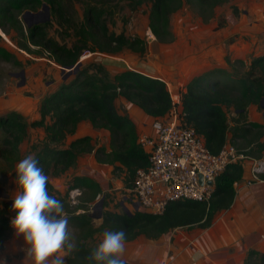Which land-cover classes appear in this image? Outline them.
I'll use <instances>...</instances> for the list:
<instances>
[{
	"label": "trees",
	"instance_id": "16d2710c",
	"mask_svg": "<svg viewBox=\"0 0 264 264\" xmlns=\"http://www.w3.org/2000/svg\"><path fill=\"white\" fill-rule=\"evenodd\" d=\"M130 1L149 4L151 34L157 42L169 43L172 40L169 17L180 8L182 0ZM184 1L195 8L203 20H207L215 8L229 0ZM42 4L47 5L57 18H62L60 0H0V30L7 33V27L19 35L24 42L19 44L23 51L29 52V45L40 48L60 67L78 63L83 48L92 53L104 54H114L123 49L138 54L145 51L143 41L138 38L108 33L101 22L102 14L95 7L90 8L86 15V27L77 29L83 39L71 47L48 38L43 24H33L25 29L20 19L22 13L35 12ZM7 54L0 48V55ZM118 98L136 106L152 120L165 117L174 107L166 84L159 78L135 70H124L109 76L108 71L99 65L81 67L72 80L60 85L42 101L38 120L27 123L14 111L0 116V133L5 134L0 149L1 158L7 159L17 152V146L25 138L28 128H42L45 138L34 157L49 179L59 177L73 168L79 155L93 153L97 163L112 167L113 175L123 173L124 188L130 189L137 171L147 168L148 154L138 142L134 123L117 112L115 101ZM263 99L264 55L253 59L240 77L223 69H211L191 78L177 108L180 109L182 124L193 128L203 138L211 154L217 155L224 145L230 144L244 155L261 158L264 162V142H261L264 125L246 120L247 108L250 105L259 106ZM225 109H231L236 116L231 129ZM81 122H88L95 130H106L108 149H95L88 136L75 139L65 147L66 137L73 135ZM242 178V164H230L215 179L214 191L208 203L173 202L160 215L136 210L126 215L104 210L98 226L94 225L89 210L102 193L100 185L89 178L75 176L61 194L48 179L49 194L63 203L64 215L68 219L64 262L95 264L89 260L95 248L89 246V242L97 235L103 236L106 230H123L125 242L138 237L157 240L175 229L195 227L205 230L211 226L217 213L231 207L235 198L234 185ZM258 178L264 181V172ZM73 189L80 191L76 205H71L68 195ZM105 206L103 201L102 207ZM14 216L11 205L5 203L0 209V245L11 230L9 217ZM252 260L256 264H264V252L249 250L243 264H249Z\"/></svg>",
	"mask_w": 264,
	"mask_h": 264
},
{
	"label": "rangeland",
	"instance_id": "374dc122",
	"mask_svg": "<svg viewBox=\"0 0 264 264\" xmlns=\"http://www.w3.org/2000/svg\"><path fill=\"white\" fill-rule=\"evenodd\" d=\"M43 5L45 4L35 12L22 13L20 19L24 28L32 26L37 21L45 26L48 38L67 47L83 39L78 35L77 29L86 27V15L93 7L101 12V22L108 33L114 35L122 33L130 39L142 40L145 46L143 54L133 53L128 49L114 54L92 53L83 48L78 62L83 68L91 65L102 66L108 71L109 76L132 69L158 77L166 84L176 110L181 94L191 78L211 69H223L240 77L253 59L264 55V0H229L215 8L213 15L207 20H203L195 8L182 0L180 8L169 17L172 40L166 44L157 42L150 32L148 3H136L130 0H60L62 18H57L47 5H45L48 8L46 14ZM26 13L27 16L24 17ZM6 32L0 30V48L8 53L0 55V116L14 111L30 123L39 119V107L42 101L54 93L60 85L72 80L74 74L63 80L65 72H61L60 66L56 65L45 51L31 45L29 52L23 51L19 48V44L24 43L23 39L7 27ZM21 71H23V82L13 77ZM115 107L118 112L126 113L122 98L116 99ZM257 111L263 113L260 108ZM225 112L231 129L236 116L231 109H225ZM105 131L98 129L95 136L90 137L95 149L99 147L108 149L109 137L107 141ZM71 136L66 137L64 146ZM4 137L5 134L0 133V149ZM44 138L42 128H28L25 138L17 146V152L7 159L0 156V194L7 195V198L0 197V209L5 203L14 200L19 191L15 177L16 165L27 155L34 156L42 147L40 143ZM92 155L93 153L78 156V162L69 169L68 174L66 173L62 181L63 190L59 193L63 194L66 191L75 175L87 172L88 161ZM91 171L93 180L102 185V193L95 199L94 204L102 200L106 204L102 207V211L123 213L126 209L132 214L133 210L128 207L125 200L128 193L123 184L124 174L118 172L113 175L112 171L107 172V170L92 169ZM63 177L61 175L50 178L52 187L58 186L61 189L60 179ZM92 208L89 210V215L95 217L97 212ZM12 218L9 217L10 223ZM92 219L95 225L100 220ZM196 231L198 232V228L195 227L175 229L161 236L157 242L178 243L184 236L191 237ZM9 232L8 236H10ZM102 238V235H97L89 242V246L96 247ZM23 252L21 251L20 256ZM172 254L173 251H170L169 255ZM56 255L64 261V251ZM47 264H54V257L49 258ZM249 264H256V261L252 260Z\"/></svg>",
	"mask_w": 264,
	"mask_h": 264
},
{
	"label": "crops",
	"instance_id": "0c3cea01",
	"mask_svg": "<svg viewBox=\"0 0 264 264\" xmlns=\"http://www.w3.org/2000/svg\"><path fill=\"white\" fill-rule=\"evenodd\" d=\"M148 76L155 77L153 75ZM123 102L126 113L117 112L120 115L127 116L134 123L138 138L143 134H150L152 132L150 129L152 119L136 106L124 100ZM258 108L260 107L250 105L247 108L246 120L247 122L264 125L263 113H259ZM104 133L107 134L108 141V132L105 131ZM95 134L96 130L88 122H81L74 134L67 140L68 143L65 147L75 139L85 136L93 138ZM228 138H230V134ZM261 142H264V136L261 138ZM253 159L263 161L261 158ZM89 166L90 168H88ZM242 166L243 178L234 185L235 198L231 207L219 212V216V213H217V217H214L209 228L205 230L198 229V232L196 231L191 237L184 236L179 240L180 243L173 242L169 244L164 243V241L157 242V240L138 237L131 242H125L122 259L129 264H243L249 250L264 252V181L260 180L247 185V182L251 179L250 163L245 162ZM88 167L86 173L81 172L75 176L89 178L100 185L102 189V185L95 179L93 180L92 171L90 172V170H107V172H111L112 167L98 164L93 155L89 158ZM68 171L64 173L65 175L62 174L64 177L60 179L62 188L54 186V189L58 192L63 190L62 181ZM100 221H97L98 223L94 225L98 226ZM11 229L10 236H7L1 244L0 264H33L27 258V245L23 236H17L12 226ZM21 251L24 252L20 256ZM170 251H173L172 255H169ZM62 252L63 250L61 254Z\"/></svg>",
	"mask_w": 264,
	"mask_h": 264
},
{
	"label": "built area",
	"instance_id": "2783aa9c",
	"mask_svg": "<svg viewBox=\"0 0 264 264\" xmlns=\"http://www.w3.org/2000/svg\"><path fill=\"white\" fill-rule=\"evenodd\" d=\"M150 129V134L138 138L148 154V166L137 171L125 198L133 211L160 215L173 202L208 203L215 179L230 164L250 163L247 185L259 182L264 172L263 161L244 155L233 145L226 144L217 155L211 154L203 138L182 124L180 109L175 106L165 117L153 119ZM68 195L71 205H76L80 191L73 189Z\"/></svg>",
	"mask_w": 264,
	"mask_h": 264
},
{
	"label": "clouds",
	"instance_id": "9594fccd",
	"mask_svg": "<svg viewBox=\"0 0 264 264\" xmlns=\"http://www.w3.org/2000/svg\"><path fill=\"white\" fill-rule=\"evenodd\" d=\"M15 172L20 191L11 205L15 212L11 226L17 236H23L27 258L33 264H47L48 259L54 257V264H64L56 255L68 241V219L64 215L63 203L49 194V178L33 155L21 159ZM125 240L123 230H106L89 260L95 264H125L122 259Z\"/></svg>",
	"mask_w": 264,
	"mask_h": 264
},
{
	"label": "water",
	"instance_id": "95a60500",
	"mask_svg": "<svg viewBox=\"0 0 264 264\" xmlns=\"http://www.w3.org/2000/svg\"><path fill=\"white\" fill-rule=\"evenodd\" d=\"M43 9H44L45 13L47 14V11H48L47 6L43 5ZM23 16H24V17L27 16V13L24 14ZM24 17H23V18H24ZM42 21H43V20H42ZM42 21H41V22H42ZM34 24H39V22L35 21ZM80 67H81V63H80V62L76 63V64L73 65V66H69V67H60V68H61V72H62V73L65 72V73H64L63 80H65V79H67L69 76L75 74V73L79 70ZM13 77H15V78H19L20 81L23 82V71L19 72L18 74H14ZM20 84H22V83H20ZM259 107H260L261 109L264 110V99L259 103ZM263 117H264V112H263ZM1 191H2V190H1ZM0 197H2V198H7V195L4 194V193H1V194H0ZM12 203H13V200H10V201L8 202L9 205H12ZM102 206H103V201H102V200L98 201L96 204L93 205L92 210L97 212V215H96L95 217H93V218H98V219L101 218ZM134 208H136V207H134ZM123 213H125L126 215H130L129 212H128L126 209H124ZM91 216H92V215H91Z\"/></svg>",
	"mask_w": 264,
	"mask_h": 264
}]
</instances>
